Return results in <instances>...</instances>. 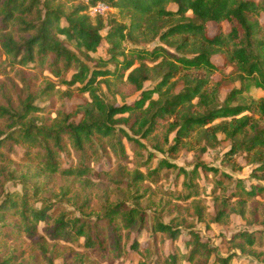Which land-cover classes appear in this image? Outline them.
Returning a JSON list of instances; mask_svg holds the SVG:
<instances>
[{
	"label": "trees",
	"instance_id": "16d2710c",
	"mask_svg": "<svg viewBox=\"0 0 264 264\" xmlns=\"http://www.w3.org/2000/svg\"><path fill=\"white\" fill-rule=\"evenodd\" d=\"M83 1L67 7L63 0H0L4 54L19 65L48 69L56 77L73 67L70 79L62 78L63 83L80 85L79 97L88 96L69 110H50L40 123L36 122L34 113L39 108L32 105L31 94L21 103L12 98L0 104V122L11 129L0 138V161L2 152L11 151L17 143L26 146L29 158L17 168L1 170V175L20 189L0 195V264H54L45 237L72 242L83 239L84 247L100 257L119 258L125 253L123 232L147 228L153 239L164 234L171 240L180 236L172 220L165 223L153 215L148 222L140 207L144 192L139 194L147 175L139 170L125 172L127 179L119 182L132 190L128 197L131 205L123 199L108 202L93 222L85 217H53L54 204L45 195L51 178L67 181L59 189L62 196L70 192L71 183L83 184L92 175L112 179L108 170L92 164L105 144L123 156L121 138L138 147L147 145L174 154L193 147L205 152L216 147L222 135L230 143L226 158L229 155L231 161L232 155H244L247 164L258 165L254 171L261 174L256 177L264 179V97L254 99L249 93L253 88L264 91V0ZM98 3L118 10L122 20L103 14L90 16L89 8ZM223 22L228 24L227 32L221 29ZM103 40L108 58L94 60L92 68L79 55L90 59L89 53H95ZM154 40L160 45L140 47ZM229 67L235 68L233 80L239 87L220 100L222 80L212 82V77ZM153 80V88L144 89V83ZM100 83L112 89L120 102L106 100ZM46 88L52 90L53 86L47 84ZM134 94L138 98L126 102ZM71 151L76 163L62 167V157ZM170 167L176 166L164 159L158 164V168ZM198 167L217 173L205 164L191 171L178 168L185 186L198 176ZM238 184L239 189L231 194L236 200L232 203L229 196H223L211 222L227 224L233 213L244 218L245 197L263 191L260 186L247 190ZM83 196L82 207L87 208L91 200ZM194 211L197 220L204 222L202 208L194 204ZM40 224L44 236L38 235ZM22 237L38 248L28 259L24 252L5 249ZM230 241H240L236 246L241 252L260 245L255 234L247 231L235 233ZM183 246L182 251L175 247L167 255L154 252L152 264H232L233 253H220L193 227L186 230ZM140 247L138 241L130 245L132 250Z\"/></svg>",
	"mask_w": 264,
	"mask_h": 264
},
{
	"label": "rangeland",
	"instance_id": "374dc122",
	"mask_svg": "<svg viewBox=\"0 0 264 264\" xmlns=\"http://www.w3.org/2000/svg\"><path fill=\"white\" fill-rule=\"evenodd\" d=\"M63 2L69 7L84 1L63 0ZM88 13L90 14V12ZM102 14L105 18L122 20L121 13L116 9H108ZM221 29L223 32H227L229 30L228 24L223 22ZM157 45H160V42L154 40L148 44H141L140 47L151 49ZM107 46L106 41L103 40L95 53H89L90 59L79 56L93 68L94 60L108 58ZM213 61L217 64L220 63L218 57H213ZM147 64L150 65V63ZM136 65L137 63H135ZM106 68L112 70L113 66L108 65ZM234 71V67H229L224 73H217L212 77V82L222 80V87L219 92L220 100H224L232 88L239 87V82L233 80L235 77ZM73 72L74 68L72 67L64 75L56 77L50 70L41 69L33 64L19 65L5 55L0 46V104H6V100L12 98L16 104L18 102L21 103L31 94L33 96L32 105L39 108L34 113L36 122L40 123L43 118H46V114L50 110H69L73 104L80 103L83 98L88 99L86 93L79 97V94H81L79 92L80 85L68 86L63 83L62 78L69 80ZM155 83L156 80L145 82L144 89L153 88ZM47 84H51L53 89L48 90L46 88ZM41 90L46 92L40 93ZM99 90L106 100L120 102L119 98L113 96L112 89L106 87L105 83L99 84ZM249 93L254 99L264 97V91L260 89L253 88ZM137 98L138 95L134 94L126 98V102H131ZM50 117L54 118L55 114L52 113ZM9 130L11 129L0 122V138H4ZM219 139L220 143L216 147L208 148L205 152L193 147L192 150H179L174 154H169L166 151L163 153L154 151L147 145L138 147L136 144L128 142L125 138H121L125 152L123 156L116 155L105 144L104 149H99L98 158L92 164V166L102 170H108L112 179L92 175L83 184L71 183L70 192L62 196L59 189L63 184H67V181L60 180L58 176L51 178L45 195L54 204L53 217L59 218L63 215L66 219L85 217L93 222L97 214L103 213L108 202L123 199L127 204L131 205L128 197L132 190L128 191L125 183L119 182L127 179L125 172L129 174L134 170H139L147 175L146 180L139 186V194L144 192L143 197L140 199V207L147 214L148 222L150 223L152 216L156 215L165 223H169L172 220V223L177 224L176 228L180 230V236L176 240L169 239L165 234L157 235L153 239L147 228L140 231L134 229L128 234L123 232L121 245L125 253L119 258L111 256L100 257L84 247L83 239L72 242L50 240L45 237L44 244L47 249L52 248L54 264H142L143 262L152 264L156 257L154 252H157L158 255H167L172 253L175 247L182 251L184 248L183 238L186 230L190 227L199 231L201 236L207 239L211 245L217 247L220 253H233L232 264H264V179L260 180L256 177L261 174L259 171H254L258 165L247 164L244 155H232L231 161L228 159L229 155L226 158L230 143L222 135H219ZM26 152V146L18 143L12 145L11 151L4 150L2 152L3 160L0 161V195L2 191L11 192L20 189L19 184L6 180L1 175V170L7 166L17 168L24 161H28L29 158L26 157ZM163 159L176 167L158 168L160 160ZM76 161L77 159L71 151L62 157V167L71 163L74 164ZM199 164L216 168L217 173L212 171L204 172L201 167H198V176L192 179L189 187H187L188 185L185 186L183 184L184 177L182 174L178 175V168L191 171ZM155 169H157L156 172L150 174ZM217 182L220 183L218 184ZM238 182H241V185L247 190L255 185L262 187L263 191L252 198L245 197L244 218L233 213L230 215L227 224L221 225L211 222V214L218 207L223 196H229L232 203L236 200V197H232L231 194L239 189ZM55 194L61 195L60 198L57 197L55 199ZM84 194L91 200L88 201L89 206L87 208L82 207ZM187 194L189 197L184 198ZM194 204L202 208L204 222L197 220ZM38 231L39 236H44L43 224L39 225ZM242 231L254 233L260 245L257 243L253 248L246 247L245 252H241L236 246L240 241L233 243L230 240L235 233ZM134 241H138L142 248L132 250L130 245ZM148 246L150 247V252L146 250ZM5 249L17 253L24 252L27 255V259L30 255L38 253L37 245L25 237L12 240ZM256 254L260 255L256 256ZM37 259L39 261L38 257ZM181 264L187 263L181 262Z\"/></svg>",
	"mask_w": 264,
	"mask_h": 264
},
{
	"label": "built area",
	"instance_id": "2783aa9c",
	"mask_svg": "<svg viewBox=\"0 0 264 264\" xmlns=\"http://www.w3.org/2000/svg\"><path fill=\"white\" fill-rule=\"evenodd\" d=\"M108 9L109 8L106 5L99 3V4H97V6H93V7L89 8V12H90V15L93 16L96 13L102 14L104 11H106Z\"/></svg>",
	"mask_w": 264,
	"mask_h": 264
}]
</instances>
